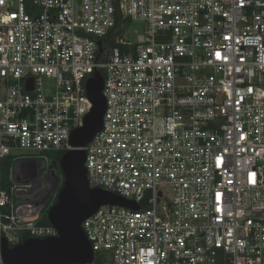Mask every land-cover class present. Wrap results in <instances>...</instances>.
I'll return each mask as SVG.
<instances>
[{
	"label": "built area",
	"instance_id": "obj_1",
	"mask_svg": "<svg viewBox=\"0 0 264 264\" xmlns=\"http://www.w3.org/2000/svg\"><path fill=\"white\" fill-rule=\"evenodd\" d=\"M96 70L87 181L139 208L87 216L83 264H264V0H0V264L57 235L53 155Z\"/></svg>",
	"mask_w": 264,
	"mask_h": 264
},
{
	"label": "water",
	"instance_id": "obj_2",
	"mask_svg": "<svg viewBox=\"0 0 264 264\" xmlns=\"http://www.w3.org/2000/svg\"><path fill=\"white\" fill-rule=\"evenodd\" d=\"M99 53L102 52L101 42ZM103 76L94 71L85 88L92 106L83 116L82 124L70 131L69 145L58 160L63 175L56 202L48 209V220L57 231L56 236L27 238L9 246L1 243V258L5 264H83L93 260V251L81 227L82 221L101 205H119L138 209L131 200L89 186L84 166L85 153L81 148L102 127L105 99L102 94ZM30 89V87H28Z\"/></svg>",
	"mask_w": 264,
	"mask_h": 264
},
{
	"label": "trees",
	"instance_id": "obj_3",
	"mask_svg": "<svg viewBox=\"0 0 264 264\" xmlns=\"http://www.w3.org/2000/svg\"><path fill=\"white\" fill-rule=\"evenodd\" d=\"M63 153L64 151L55 152L53 156L56 160H59ZM11 166H12V159L10 157L5 158L4 162L1 163V179H2V183L4 187L7 186L8 184V174H9V169ZM56 200L57 198L55 199L54 203L56 202ZM42 222L48 223L46 219H43Z\"/></svg>",
	"mask_w": 264,
	"mask_h": 264
},
{
	"label": "rangeland",
	"instance_id": "obj_4",
	"mask_svg": "<svg viewBox=\"0 0 264 264\" xmlns=\"http://www.w3.org/2000/svg\"><path fill=\"white\" fill-rule=\"evenodd\" d=\"M4 160H5V159H3L2 163L4 162ZM58 171L61 172L60 169H59Z\"/></svg>",
	"mask_w": 264,
	"mask_h": 264
}]
</instances>
